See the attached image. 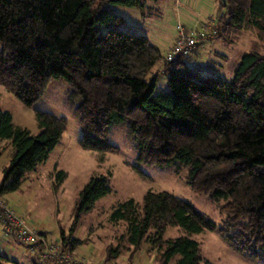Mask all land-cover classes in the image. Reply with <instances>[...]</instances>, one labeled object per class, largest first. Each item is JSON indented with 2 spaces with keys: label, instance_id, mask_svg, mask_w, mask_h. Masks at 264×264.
<instances>
[{
  "label": "trees",
  "instance_id": "1",
  "mask_svg": "<svg viewBox=\"0 0 264 264\" xmlns=\"http://www.w3.org/2000/svg\"><path fill=\"white\" fill-rule=\"evenodd\" d=\"M148 1L157 0H0V85L32 105L52 80H64L82 148L116 151L108 137L113 127H122L137 165L171 167L224 216L217 228L191 203L148 190L141 201L118 202L99 223L110 232L104 263L121 257L132 262L147 247L160 264H200L194 235L215 229L241 256L264 263V0H216L214 24L196 29L202 36L193 51L170 62L164 60L170 48L163 52L145 35L119 29L123 18L107 7L144 9ZM243 29L256 39L231 79L204 74L188 62L201 47L212 55L209 42L235 43ZM159 74L166 76L167 90L156 89ZM37 125L31 134L0 110V155L3 141L12 148L0 196L47 159L65 130L63 118L49 113H38ZM110 192L108 175L91 176L76 197L75 219ZM169 227L181 234L165 237ZM59 239L71 251L83 243L64 231ZM39 249L35 244L33 253ZM4 260L0 254V264Z\"/></svg>",
  "mask_w": 264,
  "mask_h": 264
},
{
  "label": "rangeland",
  "instance_id": "2",
  "mask_svg": "<svg viewBox=\"0 0 264 264\" xmlns=\"http://www.w3.org/2000/svg\"><path fill=\"white\" fill-rule=\"evenodd\" d=\"M211 6L210 13L214 15L217 7L212 9L215 4ZM107 7L112 13L123 18L119 29L145 35L153 44L160 41L173 44L178 23L187 24L189 29L202 27L200 23H190L189 17L186 16L188 13L186 14L175 0L148 1L144 9L114 4H107ZM236 36L235 43L221 45L224 56L217 64L210 63L212 56L202 53V48L196 53V57L191 56L188 62L194 64L204 74L231 79L241 55L251 49V43L256 39L250 29L240 30ZM156 89H168L164 74L157 76ZM68 90L69 85L64 80H52L36 102L25 105L0 85V110L11 115L13 125L36 134L39 130L38 113H49L63 118L65 123V130L47 159L34 170L26 172L17 188L5 191L1 194L2 197L0 196L30 228L40 232L45 229L48 235L47 245L58 246V252L70 253L77 259L84 257L89 264H160L153 251L147 252L146 244L132 262H128L125 257L108 263L103 261V250L109 241L106 235L110 232L105 226V229L100 228L99 223L103 224L106 221L112 207L118 202L127 199L141 201L143 194L148 190H164L191 203L197 211L210 218L217 228L221 227L224 216L208 197L193 191L171 167L137 165L135 149L122 127H113L108 137V142L116 151L100 154L82 148L79 144L81 129L67 100ZM2 146L4 150L0 155V183L3 179V168L8 165L12 152L8 140L3 141ZM61 171L63 175L59 173ZM95 174L108 175L111 192L98 199L89 211L82 213L76 220L73 214L76 197L89 178ZM60 176L61 180L57 181ZM61 231L65 234L72 233L73 237L82 239L83 243L72 251L68 247H63L59 239ZM180 234L181 230L178 227H169L164 236L175 237ZM194 238L200 245L202 258L200 264H264L255 259L244 258L234 251L218 229L205 230L194 235ZM21 245L24 246L21 248L25 252H30L24 244ZM90 249L94 251L91 252ZM48 251L55 255L50 251V246ZM49 257L44 259L51 262L55 260Z\"/></svg>",
  "mask_w": 264,
  "mask_h": 264
},
{
  "label": "built area",
  "instance_id": "3",
  "mask_svg": "<svg viewBox=\"0 0 264 264\" xmlns=\"http://www.w3.org/2000/svg\"><path fill=\"white\" fill-rule=\"evenodd\" d=\"M201 36L202 34H200L198 30L192 28L190 31H186L184 25L178 23L175 41L170 49L164 54V60L170 62L174 61L179 54H190ZM0 225L9 238L18 241L20 244H24L30 253L34 252L35 244L40 243L43 249L39 252V255L43 258L50 256V259H55L58 263L67 262L68 264H89L84 257H79L77 259L70 255V253L64 251L58 252V246H53L52 244L47 245V238L44 237L40 231L30 228L23 218L1 197ZM48 246H50V251L55 255L48 251Z\"/></svg>",
  "mask_w": 264,
  "mask_h": 264
},
{
  "label": "crops",
  "instance_id": "4",
  "mask_svg": "<svg viewBox=\"0 0 264 264\" xmlns=\"http://www.w3.org/2000/svg\"><path fill=\"white\" fill-rule=\"evenodd\" d=\"M175 3L178 5H181L182 9H184L186 14L187 13L189 14V15L187 14L186 16L189 17L190 23L192 22L193 24L200 23L201 26L214 24L213 18L218 12V3L216 0H175ZM214 4H215V7L212 9H215L216 7L217 9H216L215 14L213 15L210 13V9L212 7L211 5H214ZM183 25L187 27V24L186 25L183 24ZM163 43L160 41L158 44L156 43L155 44L162 51L163 50L167 51L171 47V44H172V43L167 44L166 41H164ZM221 45L222 44L219 42H213V43L209 42L206 45L207 48H211L214 52L211 55L212 56L211 59L217 62L222 58L221 56L223 55ZM206 56H210V53H207ZM22 246L23 245H21L20 243L9 238L5 234L2 226L0 225V254L6 257V260H4V264H54L53 262L50 263V262H47L46 260L40 259L38 254L34 255L30 252H25L21 248ZM90 251L93 252L94 250L90 249Z\"/></svg>",
  "mask_w": 264,
  "mask_h": 264
},
{
  "label": "water",
  "instance_id": "5",
  "mask_svg": "<svg viewBox=\"0 0 264 264\" xmlns=\"http://www.w3.org/2000/svg\"><path fill=\"white\" fill-rule=\"evenodd\" d=\"M223 3H225V0H223Z\"/></svg>",
  "mask_w": 264,
  "mask_h": 264
}]
</instances>
